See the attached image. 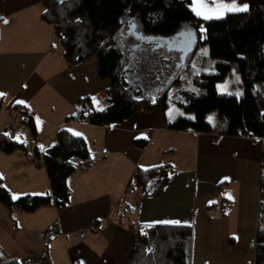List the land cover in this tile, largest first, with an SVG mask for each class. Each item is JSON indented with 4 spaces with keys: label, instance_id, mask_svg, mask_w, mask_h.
<instances>
[{
    "label": "crops",
    "instance_id": "crops-1",
    "mask_svg": "<svg viewBox=\"0 0 264 264\" xmlns=\"http://www.w3.org/2000/svg\"><path fill=\"white\" fill-rule=\"evenodd\" d=\"M234 2L249 10L246 0ZM43 10L42 0H0V134L14 127L13 120L23 122L26 111L34 113L36 128L32 147L22 142L27 135L21 132L13 138L27 150L0 153V177L11 193L22 188L28 195L51 194L43 155L56 144L60 129L86 140L93 163L68 178V207L53 204L33 214L10 211L16 231L59 227V234L45 238L44 252L16 257L20 264H128L135 230L155 225L192 228L190 264H255L262 142L170 130L167 119L172 120L162 108L109 128L67 121L75 115L68 109L54 120L42 115L46 93L74 107L83 82L79 75L93 85L101 82L93 58L69 68L53 27L41 19ZM135 141H147V146L140 149ZM35 148L40 160L34 158ZM155 168L167 169L170 179L159 197L146 195L134 181L138 170Z\"/></svg>",
    "mask_w": 264,
    "mask_h": 264
},
{
    "label": "trees",
    "instance_id": "trees-1",
    "mask_svg": "<svg viewBox=\"0 0 264 264\" xmlns=\"http://www.w3.org/2000/svg\"><path fill=\"white\" fill-rule=\"evenodd\" d=\"M246 1L249 5L247 12L227 13L223 18L205 20L191 8L192 0H42L44 10L41 19L53 27L69 68L96 58L97 79L109 81V105L105 110H96L91 106V99H83L79 102L80 110L67 121L109 128L139 112L165 110L171 102L194 117L178 115L172 121L167 119L170 130L247 137L262 142L255 264H264V93L256 88L257 83L264 82V0ZM127 17L136 20L139 26L137 35L141 39L134 37V45L139 47L143 43L148 48L149 62L146 61L143 66H153L152 62L158 59L159 52L152 51L155 48L152 40H168L179 33H188L182 31L185 25L194 30L190 33L195 35L198 44L209 47V56L201 61L202 64H215L217 70L215 74L197 76L195 84L203 89L200 94L176 88L172 95L164 91L158 98L151 99L139 85L134 87L128 77L131 74L141 78L139 65L127 68L125 53L117 41ZM144 39L149 41L144 42ZM163 52L165 54V50ZM160 59L162 63L153 68L155 73L149 76L151 80L163 75L164 71L168 72V66L174 63L170 56H161ZM233 69L241 74L244 86L241 97L220 93L217 89V83ZM192 74L191 68H187L172 84H186ZM214 112L218 113L215 123L209 121ZM26 124L36 138L34 119ZM135 146L144 149L147 141H135ZM27 148L6 133L0 134V153L10 155ZM33 155L36 160L42 158L37 148L33 150ZM43 160L51 194L26 195L15 200L0 177V203L9 211L33 214L53 204L59 209L68 207L72 194L68 178L79 168L93 163L86 140L66 129L58 131L56 144L44 153ZM169 180L165 168L140 169L134 177L135 184L146 195L154 197L163 194ZM44 233L46 240L59 234L58 224L55 223ZM191 243L190 226H141L135 230L128 264H190ZM0 264H20V261L5 258L0 252Z\"/></svg>",
    "mask_w": 264,
    "mask_h": 264
},
{
    "label": "rangeland",
    "instance_id": "rangeland-1",
    "mask_svg": "<svg viewBox=\"0 0 264 264\" xmlns=\"http://www.w3.org/2000/svg\"><path fill=\"white\" fill-rule=\"evenodd\" d=\"M182 31H187L188 33H179L178 35L168 40H152L153 45H155V48L152 49V51L159 52L157 56L158 59H153L155 60L154 62H152L153 66L151 64H149L148 66H143V64L149 62V60L147 59L149 54L148 48L143 43H141L139 47L134 45V37H137V39H141V37L137 35V33H139L138 23L136 20L130 19V17H127L125 19V26L117 35L118 46L125 53L127 59V68H129L128 66L139 65L138 70L143 77L140 76L141 78H138L129 74L130 77H128V80L135 85L134 87H138L139 85L148 98L156 99L164 91H168L169 94L172 95V93L176 91V88H186L192 90L197 94H200L203 89L195 84V80L203 73L215 74L217 72L215 64L203 65L201 62L209 56L208 45L198 44L195 35L190 33L194 32V30L189 25H185ZM184 40L189 41L190 43L187 44L186 49L188 51L186 54H184L185 56L182 55L184 51L180 49L181 45L183 46L182 41ZM143 41L148 42L149 39H144ZM164 50L165 54L163 52ZM161 56L172 57L174 63L168 66V72L164 71L163 75L158 76L154 80H151L149 79V76L153 73V71H155L153 70V68H155V66H157L159 63H162L161 59L159 60V57L161 58ZM93 59L94 60H92V63L96 64V58ZM187 68H191V71L193 73L188 83H183L180 86L173 85L172 83L174 79L177 78L178 75L185 71ZM86 71H90L91 73V69H86ZM159 73H157L156 75H159ZM79 77L81 80H83V82L81 81V86L79 88L80 97H78L74 107L73 105L68 106V104L64 103L61 97L56 93H46V100H44V102L40 104V112H42V115H49L51 116V119L54 120L55 117H60L61 112L66 109H68V111L70 112L72 111L76 115L78 109L80 110L81 108L79 102L83 99H91V106L96 110H105L108 107L109 102L106 87L107 85H109V81L105 80L101 81L100 83L97 82V85H93L91 84V81H89V79H85V75H79ZM237 77H239V80H237ZM256 88L264 93V82L257 83ZM217 89L220 93L235 95L238 97L243 96L244 86L241 74L233 69L223 81L217 83ZM237 93H239V95H237ZM94 101H98L99 103L97 104ZM50 105L54 107V112ZM48 107L50 109L49 111ZM165 111L167 117L170 120H174L178 115H183L190 118L194 117L193 114L183 112L178 105L171 102L169 103V106L165 109ZM217 116V112L212 113L209 116V121L215 123L217 120ZM11 124L14 125L16 129V137L21 136V132L26 133L27 136H24V138L22 137V140H24L22 142L27 141V146L32 147L31 142H33L34 140L32 139V133L29 125L22 122L21 120H13ZM38 127L41 129V131H45L46 129V125H43L42 123H39ZM3 165V161L0 160V171H3ZM25 192L27 191L21 188L13 189V193H10L13 199L17 200L20 197L28 195V193ZM10 213L11 212L0 203V252L3 254V256L8 259H14L30 252H44L46 248L45 233L29 232L19 229H17L16 231L14 223L15 219L11 216ZM16 222L18 221L16 220ZM40 225L42 224L40 223Z\"/></svg>",
    "mask_w": 264,
    "mask_h": 264
},
{
    "label": "snow or ice",
    "instance_id": "snow-or-ice-1",
    "mask_svg": "<svg viewBox=\"0 0 264 264\" xmlns=\"http://www.w3.org/2000/svg\"><path fill=\"white\" fill-rule=\"evenodd\" d=\"M195 3L196 7L193 8V11L197 16L203 19H219L222 18L226 12L247 11V6L239 7L235 4L234 0L232 3H227L226 0H195ZM4 22L6 23L7 21ZM237 80H239V77H237ZM237 95H239V93H237ZM94 102L97 104L99 103L98 101ZM17 103H23V101H17Z\"/></svg>",
    "mask_w": 264,
    "mask_h": 264
},
{
    "label": "built area",
    "instance_id": "built-area-1",
    "mask_svg": "<svg viewBox=\"0 0 264 264\" xmlns=\"http://www.w3.org/2000/svg\"><path fill=\"white\" fill-rule=\"evenodd\" d=\"M30 119H34V113L32 111H26V113L23 114V122L28 123L30 121ZM6 134L9 137H14L16 135V130L13 126H11ZM129 190L131 189V187L128 188Z\"/></svg>",
    "mask_w": 264,
    "mask_h": 264
},
{
    "label": "flooded vegetation",
    "instance_id": "flooded-vegetation-1",
    "mask_svg": "<svg viewBox=\"0 0 264 264\" xmlns=\"http://www.w3.org/2000/svg\"><path fill=\"white\" fill-rule=\"evenodd\" d=\"M188 42L189 41H186V40L182 41L183 46L181 45L180 49H182L183 51H186L187 50L186 47H187ZM182 55H184V52L182 53Z\"/></svg>",
    "mask_w": 264,
    "mask_h": 264
},
{
    "label": "water",
    "instance_id": "water-1",
    "mask_svg": "<svg viewBox=\"0 0 264 264\" xmlns=\"http://www.w3.org/2000/svg\"><path fill=\"white\" fill-rule=\"evenodd\" d=\"M188 43H189V42H188ZM187 51H188V50L184 51V54H186V53H187ZM183 56H185V55H183ZM183 58H184V57H183Z\"/></svg>",
    "mask_w": 264,
    "mask_h": 264
}]
</instances>
